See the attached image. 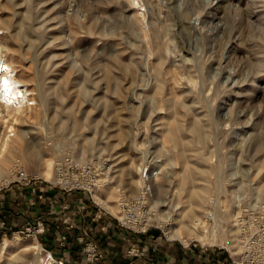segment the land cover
Segmentation results:
<instances>
[{"label": "rangeland", "instance_id": "1", "mask_svg": "<svg viewBox=\"0 0 264 264\" xmlns=\"http://www.w3.org/2000/svg\"><path fill=\"white\" fill-rule=\"evenodd\" d=\"M137 2L0 0L1 55L27 91L38 79L46 96L25 120L6 117L29 133L9 155L0 190L16 185L12 171L21 169L34 176L23 185L65 193L49 183L54 162L95 161L97 184L72 193L73 213L87 225L72 243L73 262L99 264L112 250L121 264V250L141 252L131 236L144 231L117 222L120 197H133L141 183L129 190L117 170L131 164L136 178L145 168L153 176L146 230L221 250L230 261L241 247L234 212L264 203V0ZM199 187L205 191L192 195ZM179 222L182 237H171ZM39 233L0 236V264H47L46 254L65 264ZM88 240L95 258L84 250Z\"/></svg>", "mask_w": 264, "mask_h": 264}, {"label": "crops", "instance_id": "2", "mask_svg": "<svg viewBox=\"0 0 264 264\" xmlns=\"http://www.w3.org/2000/svg\"><path fill=\"white\" fill-rule=\"evenodd\" d=\"M73 192L76 190L59 193L46 184L36 183L11 185L0 190V236L37 220L42 226L40 239L51 245L65 264H75L73 256L76 251L72 243L81 233V228L87 225H83V219L80 220L73 213ZM89 236L93 237V234L90 232ZM126 236L130 239V232L123 235L124 243ZM131 238L134 245L139 244L136 246L141 252L132 255L121 250V264H231L226 254H220L221 250L176 244L162 239L157 230L148 229ZM114 254L112 250L104 251L105 258L99 264H116Z\"/></svg>", "mask_w": 264, "mask_h": 264}, {"label": "built area", "instance_id": "3", "mask_svg": "<svg viewBox=\"0 0 264 264\" xmlns=\"http://www.w3.org/2000/svg\"><path fill=\"white\" fill-rule=\"evenodd\" d=\"M53 166L52 179L49 183L64 191H88L96 184L101 169V166L92 160L76 163L71 159H63L55 161ZM144 173L145 168L141 170V183L137 193L129 198L120 197V216L116 218L122 226L136 232L145 231L148 228V221L152 214L148 204L149 185ZM33 179L34 176L28 175L21 169L12 171L11 180L15 181L16 185L27 184ZM205 213L204 216H207L209 212L205 211ZM197 221L199 222V219ZM232 223L237 229L241 247L236 254L230 257L231 264H264V203L242 204L234 212ZM23 230L37 233L42 230V226L37 221L34 225L26 224L11 232ZM94 246L95 244H91V240H88L84 246V250L87 251L90 258H95V254H100ZM127 252L135 253L132 249H128Z\"/></svg>", "mask_w": 264, "mask_h": 264}, {"label": "bare ground", "instance_id": "4", "mask_svg": "<svg viewBox=\"0 0 264 264\" xmlns=\"http://www.w3.org/2000/svg\"><path fill=\"white\" fill-rule=\"evenodd\" d=\"M128 1L130 3L131 9H135L137 7V6H135L136 3H138L137 0H128ZM3 23H2V26H3ZM143 24H141L142 25V32H143V34H146V28L144 27ZM1 30H2V27H1ZM1 30H0V32H1ZM3 50H4V46H0V185L2 183H6L9 179V176H8L9 172H7V170H8L7 169V161L11 159L9 155L12 154L14 152V150L17 148L16 143L19 142V138H23L24 136H26L29 133V129L26 127H23L24 125L22 127H18L19 125L15 126L11 120H10L11 123L8 122V124H7V122H6L7 118L6 117L7 116L10 117V119H13L14 122L19 121V120L23 121L26 118H28L30 114H32V111H35V110L43 107L45 105V101H46L45 92L42 89V83L37 79L34 82L35 85H34V88L31 90V92L27 91V89L25 88V84H23L24 80L22 82L21 76H16V71L12 65V62L6 61L2 57L1 52ZM70 64L72 65L73 61H70ZM62 97L63 96H60L59 98H62ZM36 114H38V113H36ZM3 123L4 124L6 123V124L3 126L2 125ZM15 124H17V123H15ZM17 144H19V143H17ZM4 145H7L8 147L6 148ZM2 146H3V149H1ZM13 154L11 155V157L13 156ZM80 156H82V153ZM45 160H47V159H45ZM187 164H188V162H187ZM48 165L49 164L47 162V165H45V166H48ZM130 165L127 164V165L120 166V168L117 170L116 176L118 177L117 180H119L122 176H124L127 188L129 190H133L135 188V186L137 184L139 185V183L141 182V177H140V175H138V177H136V178L133 177V172L130 168ZM193 168L194 167H192V169ZM45 170H46V168H45ZM47 172H49V171H47ZM147 172H148V170H147ZM147 172L145 170L144 174H146ZM197 173H199V172H197ZM155 174H156V172H155ZM45 175L48 176L47 173ZM146 180H147V183L149 185V188H151V186L153 185L152 172L148 173V175L146 176ZM180 183H182V182H180ZM196 184H198V182ZM204 191H205V187L194 188L192 190L191 194L194 196H197L201 192H204ZM94 196L98 200H100V202L104 206L110 207V205H108L104 199L100 198L97 194H95V191H94ZM189 214H193V211L191 210L189 212ZM163 221H164V219H163ZM199 221H200V223L202 222V224H203V221H201V220H199ZM180 223L181 222L178 223L179 225L175 229L169 231L171 234V237L172 236L174 238H181L182 237V230L181 229L184 226H183V224H180ZM184 232H186V231H184ZM239 245H240V243H239ZM34 249L37 251L39 248L37 245H35ZM43 260H45L47 262V264H53L52 256H50L49 254H46V256H45V258H43ZM55 264H62V263L57 262Z\"/></svg>", "mask_w": 264, "mask_h": 264}]
</instances>
